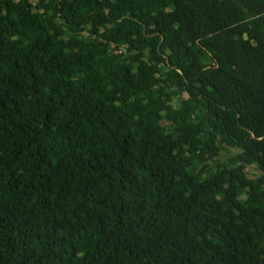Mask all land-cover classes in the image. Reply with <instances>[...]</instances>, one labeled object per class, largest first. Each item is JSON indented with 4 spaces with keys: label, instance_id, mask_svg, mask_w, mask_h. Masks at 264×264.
Instances as JSON below:
<instances>
[{
    "label": "trees",
    "instance_id": "1",
    "mask_svg": "<svg viewBox=\"0 0 264 264\" xmlns=\"http://www.w3.org/2000/svg\"><path fill=\"white\" fill-rule=\"evenodd\" d=\"M0 264H264V0H0Z\"/></svg>",
    "mask_w": 264,
    "mask_h": 264
},
{
    "label": "rangeland",
    "instance_id": "2",
    "mask_svg": "<svg viewBox=\"0 0 264 264\" xmlns=\"http://www.w3.org/2000/svg\"><path fill=\"white\" fill-rule=\"evenodd\" d=\"M236 153H237L236 150H233V149H230V148L223 146L217 163L218 164H224V163L229 162L231 160V158H233L236 155ZM211 166H214V164H211ZM246 169H247L246 172H248V173H251L255 170V168H253V167H249Z\"/></svg>",
    "mask_w": 264,
    "mask_h": 264
},
{
    "label": "water",
    "instance_id": "3",
    "mask_svg": "<svg viewBox=\"0 0 264 264\" xmlns=\"http://www.w3.org/2000/svg\"><path fill=\"white\" fill-rule=\"evenodd\" d=\"M246 39H247V37H245ZM253 44H255V43H253Z\"/></svg>",
    "mask_w": 264,
    "mask_h": 264
}]
</instances>
